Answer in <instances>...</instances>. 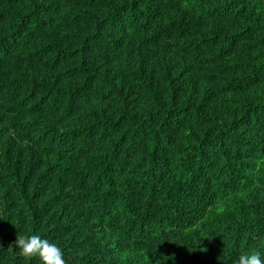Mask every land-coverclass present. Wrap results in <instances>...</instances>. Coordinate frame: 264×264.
I'll return each mask as SVG.
<instances>
[{
	"label": "trees",
	"instance_id": "obj_1",
	"mask_svg": "<svg viewBox=\"0 0 264 264\" xmlns=\"http://www.w3.org/2000/svg\"><path fill=\"white\" fill-rule=\"evenodd\" d=\"M100 2L0 0V113L20 118L44 109L42 99L12 86L20 68L56 71L73 84L70 96L83 98L91 74L114 59L126 36L174 42L201 63H241L242 74L226 85L233 94L264 82V55L241 61L264 42L257 28L264 0H111L110 12L98 19L65 15L71 3L96 10ZM205 19L241 27L230 38L202 34ZM258 92L219 97L214 106L223 115L217 116L185 106L167 117L121 116L43 136L18 127L15 135L31 142L37 160L25 169L7 157L11 171L0 181V264H29L9 246L16 236L33 234L57 243L65 264H115L122 252L156 251L165 253L167 264H185L173 252L203 259L210 234L233 261L251 250L264 260V200L251 189L258 172L264 186L257 163L264 157V94ZM191 120L207 127L201 139L184 146L174 137ZM222 198L232 206L214 207ZM214 216L218 225L210 229Z\"/></svg>",
	"mask_w": 264,
	"mask_h": 264
},
{
	"label": "rangeland",
	"instance_id": "obj_2",
	"mask_svg": "<svg viewBox=\"0 0 264 264\" xmlns=\"http://www.w3.org/2000/svg\"><path fill=\"white\" fill-rule=\"evenodd\" d=\"M85 3H71L66 7L65 15L84 13L98 19L109 13L112 6L111 0H101L98 8L93 10ZM177 11L178 6L173 9V13ZM193 15L200 17L197 11ZM191 27L195 28L193 25ZM240 27L241 25L235 23L205 19L199 32L209 35L221 34L230 38ZM257 28L259 32H264V21L257 24ZM124 40L123 49L114 59L100 64L91 74L90 91L83 98L70 96L73 84L56 71L23 68L18 70L17 75L12 78V86L22 94L32 95L36 101L42 99L44 109L41 112L30 111L20 118L0 113V181L11 171L6 167L7 157L11 159L12 166L17 162L18 165L24 164L25 169L37 160L32 155L31 142L26 137L15 135L14 131L21 126L32 132L35 137L51 132L61 133L86 128L121 116L144 119L153 114L155 117H167L185 106L195 107L205 115L217 116L223 115L221 107L214 106L219 97L231 100L234 97H257L258 91L264 94V82L252 89L241 90L238 95L226 89L231 78L242 74L244 70L241 67L244 65L239 62L237 65L235 60L225 59L221 64L201 63L190 55L182 54V48L171 41L153 44L128 36ZM259 47L260 50L252 49L247 58L241 60L243 64L253 61L259 54L264 55V42ZM211 125L215 123L211 122ZM206 127L207 125L194 120L187 121L176 132L174 139L184 146H189L202 138ZM257 163L260 171L264 168V157ZM32 167L38 170L37 163ZM42 170L40 168L38 173ZM259 173L255 174L257 182L253 183L251 189L264 200V186L258 182ZM7 186L5 184V187ZM229 205L232 206V202L222 198L214 207L221 210ZM262 208L264 209V205ZM216 214L218 213L215 212ZM217 218L218 216H214L207 221L210 229H215L218 225ZM206 236L210 248L203 259L197 260L182 252H173L174 257L181 256L185 264H233L234 261L223 254L224 246L220 245L213 235ZM166 261L165 253L161 251L149 255L122 252L118 254L115 264H167Z\"/></svg>",
	"mask_w": 264,
	"mask_h": 264
},
{
	"label": "clouds",
	"instance_id": "obj_3",
	"mask_svg": "<svg viewBox=\"0 0 264 264\" xmlns=\"http://www.w3.org/2000/svg\"><path fill=\"white\" fill-rule=\"evenodd\" d=\"M16 254L25 261L35 259L37 264H65L62 249L55 243L42 239L40 235H18L14 245ZM233 264H264L259 251L251 250L240 255Z\"/></svg>",
	"mask_w": 264,
	"mask_h": 264
}]
</instances>
